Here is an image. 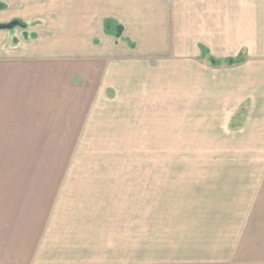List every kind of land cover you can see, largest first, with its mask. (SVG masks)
Returning a JSON list of instances; mask_svg holds the SVG:
<instances>
[{"label":"crops","instance_id":"obj_1","mask_svg":"<svg viewBox=\"0 0 264 264\" xmlns=\"http://www.w3.org/2000/svg\"><path fill=\"white\" fill-rule=\"evenodd\" d=\"M31 1L19 12L43 22L19 47L0 41V68L2 60L10 66L25 60L40 62L45 78L49 63L59 65L60 78L89 74L95 79L90 111L99 105L105 114L90 120L108 131L92 135L140 137L152 130L149 136L160 137L180 130L221 138L226 152L247 154L188 167L194 177L181 217L184 256L166 264H264V159H250L264 154V0H58V7ZM12 9H0V23L18 14ZM106 20L122 26L119 37L105 30ZM111 165H103L108 178ZM24 168L38 180L41 199L37 208L20 202L10 220L0 210V264H49L38 257L50 232L45 167ZM9 243L15 253L7 257Z\"/></svg>","mask_w":264,"mask_h":264},{"label":"rangeland","instance_id":"obj_2","mask_svg":"<svg viewBox=\"0 0 264 264\" xmlns=\"http://www.w3.org/2000/svg\"><path fill=\"white\" fill-rule=\"evenodd\" d=\"M50 1L58 7V0H44ZM13 7L18 14L12 11L15 16L0 23H14L0 29V41L7 49L34 36L30 30L43 22L34 13H20L26 7L24 0H0L1 10ZM32 40L36 46L37 38ZM9 63L2 60L0 68L2 218L10 220L20 202H26L27 208L38 207V180L24 168L30 162L45 167L43 201L50 232L44 247L38 248V257L47 256L49 264H166L184 256L181 217L194 170L188 167L240 160L247 154L226 152L221 138L186 136L180 130L174 132L182 135L160 137L149 136L152 130L140 137L92 135L108 131L97 130L96 120H90L105 114L99 105L97 112H91L88 88L95 79L88 72L64 79L58 75L59 65L49 63L45 78L40 62ZM103 76L99 74L97 82L102 83ZM251 155L255 157L250 159H264V154ZM104 164H112L108 166L115 171L112 177L104 173ZM140 178L143 184L138 186ZM110 209L113 212L106 215ZM88 214L94 217H85ZM86 220L96 227L87 228ZM5 248L7 257L15 253L10 243Z\"/></svg>","mask_w":264,"mask_h":264},{"label":"trees","instance_id":"obj_3","mask_svg":"<svg viewBox=\"0 0 264 264\" xmlns=\"http://www.w3.org/2000/svg\"><path fill=\"white\" fill-rule=\"evenodd\" d=\"M17 25L19 26H24V23L21 21H17ZM105 26V30L109 33L114 34L115 36L119 37L122 33V26L120 24H113V22L111 20H106L104 23ZM226 62L228 64L232 63L231 59H227Z\"/></svg>","mask_w":264,"mask_h":264},{"label":"water","instance_id":"obj_4","mask_svg":"<svg viewBox=\"0 0 264 264\" xmlns=\"http://www.w3.org/2000/svg\"><path fill=\"white\" fill-rule=\"evenodd\" d=\"M14 24V23H13ZM13 24H0V29L2 28H9L11 27Z\"/></svg>","mask_w":264,"mask_h":264}]
</instances>
